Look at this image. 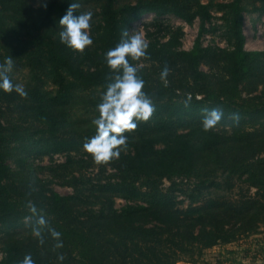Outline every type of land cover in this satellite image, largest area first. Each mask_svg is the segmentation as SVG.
I'll use <instances>...</instances> for the list:
<instances>
[{"label": "trees", "instance_id": "trees-1", "mask_svg": "<svg viewBox=\"0 0 264 264\" xmlns=\"http://www.w3.org/2000/svg\"><path fill=\"white\" fill-rule=\"evenodd\" d=\"M41 1L46 7L0 0V62L7 56L24 60L55 86L49 91L34 85L26 97L0 90V101L20 105L17 113L38 127L41 155L87 154L83 144L95 134L92 120L110 73L105 54L122 29L144 14H172L187 23L198 18L201 34L212 17L201 0H135L118 7L108 1L93 45L80 54L54 30L67 0ZM259 1L256 10L264 14V0ZM218 8L226 47H204L198 37L190 50H181L176 35L148 41L149 57L139 63L153 116L126 133L128 150L117 161L95 168L91 159L68 157L61 166L68 167L70 193L9 167L8 142L17 129H7L0 117V229L27 232L5 240L0 264H19L29 254L36 264H177L195 262L217 244L264 238V50L245 48L241 0ZM165 66L167 83L161 79ZM217 107L224 118L204 132L202 109ZM237 112L238 124L230 119ZM72 114L79 120L72 122ZM115 198L125 203L117 207ZM29 201L61 233L62 248L54 247L50 235L43 245L32 235Z\"/></svg>", "mask_w": 264, "mask_h": 264}, {"label": "rangeland", "instance_id": "rangeland-1", "mask_svg": "<svg viewBox=\"0 0 264 264\" xmlns=\"http://www.w3.org/2000/svg\"><path fill=\"white\" fill-rule=\"evenodd\" d=\"M33 7H44L45 3L41 0H31ZM110 1L114 7H118L123 4L134 2L135 0H67L66 3L60 8L62 14L67 11L68 7L72 3H79L81 8L74 11V15H79L85 11L93 12L92 28L90 34L92 38L95 37V32L99 28L102 21L103 7ZM204 3L209 4L211 11V19L205 23L204 29L200 34V20L194 19L191 23H187L184 20L172 15L166 14L163 16H157L152 13L144 14L141 18L131 23L128 27V31L140 32L143 34L147 41L156 39L159 42H165L170 36L176 35V42H178V48L181 50H190L195 40L199 37L202 46H219L226 47L225 39V23L222 20V11L218 8V4L222 2H228L230 0H201ZM243 5V32L245 35V48L247 50H264V14H260L256 10L260 6L259 0H241ZM57 15L54 14L55 18ZM55 32L59 33L61 30L60 24L54 26ZM15 59V68L12 73L14 82L22 83L25 89H29L32 86H39L41 89L53 91L55 86L52 83L49 76L45 75L41 70L31 71L27 63L24 60ZM202 69L208 71V67L202 65ZM2 98H0L1 100ZM20 110V105L16 103L7 104L6 101H0V117L4 121L3 124L7 129L11 131L12 127L17 129L16 134L13 135V139L8 142L7 155L5 157L6 163L13 171H22V174L29 172L31 176L42 179V182L47 187H51L61 194L71 192V188L66 185L67 175L66 171L68 167L61 166L66 162L68 157L77 161L80 159H91L89 154L84 152H64L54 153L51 155H41L40 149L35 144V134L38 133V127L34 123H27L24 121V115L17 113ZM78 112V111H76ZM84 116L81 120H84ZM71 121L79 120L77 115H71ZM9 122V123H8ZM74 125H76L74 123ZM15 136V137H14ZM94 162V161H93ZM97 168V164L93 163ZM85 164L83 163V166ZM92 170L88 169V172ZM28 173V174H29ZM221 195L227 194V192H220ZM180 205L185 206L187 200L181 194L178 195ZM125 202L121 198H115V205L117 207L123 205ZM26 227L16 228L14 230L6 231L0 229V260L4 253L2 250L5 240L17 238L26 235L24 230ZM258 236V237H256ZM250 235L241 237L239 240L225 243L226 248L235 250L234 246L237 244H248L253 242V238H261V235ZM228 246V247H227ZM217 246H212L203 251L201 258H196L195 262H178L177 264H225L222 260L224 257H218L215 250ZM246 248V247H243ZM226 249V250H228ZM226 256L229 255L226 253ZM231 255V254H230ZM243 255V251L237 255ZM219 256V255H218ZM233 256V255H232ZM231 256V257H232ZM205 259L207 261H205ZM187 260V259H185ZM222 260V261H221Z\"/></svg>", "mask_w": 264, "mask_h": 264}, {"label": "clouds", "instance_id": "clouds-1", "mask_svg": "<svg viewBox=\"0 0 264 264\" xmlns=\"http://www.w3.org/2000/svg\"><path fill=\"white\" fill-rule=\"evenodd\" d=\"M79 8V3L69 5L66 14L59 20L61 30L58 36L60 42L69 49L84 54L94 43L90 34L94 14L92 11H85L74 15V11ZM148 49L149 43L142 33H130L127 29H122L119 42L105 54L110 70L108 83L97 105L99 115L92 120L95 134L83 144V149L91 155L97 165H108L119 160L121 153L128 150L126 133L137 130L140 122H148L156 110L152 98L144 91L145 81L140 75L142 65L139 62L149 57ZM14 68L15 61L12 56H7L0 62V90L26 97L28 93L24 84L13 80ZM168 74L169 69L165 66L161 73V79L165 80V83ZM190 102L191 96L185 101V107H188ZM223 118L222 108L202 109L203 131L215 130ZM230 119L238 124L239 113H232ZM27 206L35 217L32 235L41 245L45 243L46 235H50L56 241L54 247L62 248L61 233L49 224L42 210H38L32 201H29ZM58 259L63 261L65 256L60 254ZM19 264L36 262L29 254L25 255Z\"/></svg>", "mask_w": 264, "mask_h": 264}, {"label": "crops", "instance_id": "crops-1", "mask_svg": "<svg viewBox=\"0 0 264 264\" xmlns=\"http://www.w3.org/2000/svg\"><path fill=\"white\" fill-rule=\"evenodd\" d=\"M260 237L261 238H253V242H249L246 246L244 244H237V246H234L235 250L226 248L225 244H217L215 245L217 247L213 251H216V254L219 255H217V259L218 257H224L222 260L225 264H264V238H262V236ZM225 251L229 255L226 256ZM242 251L243 255L238 258L237 255ZM205 261L207 260L205 259Z\"/></svg>", "mask_w": 264, "mask_h": 264}]
</instances>
